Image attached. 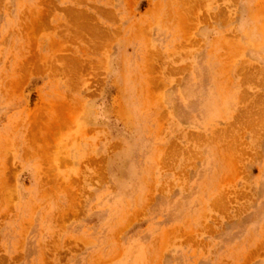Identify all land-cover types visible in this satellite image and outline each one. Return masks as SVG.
<instances>
[{
    "label": "rangeland",
    "instance_id": "374dc122",
    "mask_svg": "<svg viewBox=\"0 0 264 264\" xmlns=\"http://www.w3.org/2000/svg\"><path fill=\"white\" fill-rule=\"evenodd\" d=\"M0 264H264V0H0Z\"/></svg>",
    "mask_w": 264,
    "mask_h": 264
},
{
    "label": "bare ground",
    "instance_id": "6f19581e",
    "mask_svg": "<svg viewBox=\"0 0 264 264\" xmlns=\"http://www.w3.org/2000/svg\"><path fill=\"white\" fill-rule=\"evenodd\" d=\"M96 29V28H95ZM63 59V58H62ZM260 102V101H259Z\"/></svg>",
    "mask_w": 264,
    "mask_h": 264
}]
</instances>
